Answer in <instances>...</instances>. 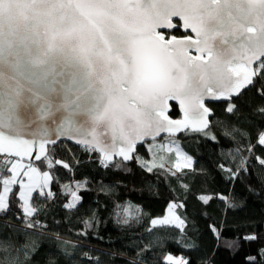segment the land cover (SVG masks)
Instances as JSON below:
<instances>
[{
    "label": "snow or ice",
    "instance_id": "obj_1",
    "mask_svg": "<svg viewBox=\"0 0 264 264\" xmlns=\"http://www.w3.org/2000/svg\"><path fill=\"white\" fill-rule=\"evenodd\" d=\"M252 89L264 98V0H0V213L7 214L15 204L27 218L26 229L43 234L47 226L33 219L38 214L34 194L36 200L52 198L57 166L71 172L56 152L65 139L99 153L104 168L126 171L127 162H133L154 173L165 168L166 157L159 154L174 153L166 170L179 180L177 173L197 170L177 134L200 133L216 140L209 104L220 102L225 113L239 117L238 101ZM176 106L180 119L170 115ZM255 111L264 116V106ZM236 131L224 135L235 138ZM146 143L150 159L139 155ZM257 143L264 145V130ZM253 147L249 144L248 150ZM235 152V169L219 165L230 179L248 171V158L240 149ZM256 159L264 166V158ZM86 184L63 185L71 197L66 209H77ZM211 198L199 197L205 204ZM181 207L170 202L168 214L152 218L146 231L165 226L183 231L185 220L176 212ZM124 213L131 216L128 208ZM84 224L92 227L87 220ZM210 228L218 244L238 247V240ZM53 235L65 255H71L75 242ZM258 238L255 233L243 237ZM38 247L36 241L16 247L10 239H0V264H25ZM245 259L264 264V247ZM160 264L189 260L165 253Z\"/></svg>",
    "mask_w": 264,
    "mask_h": 264
},
{
    "label": "trees",
    "instance_id": "obj_2",
    "mask_svg": "<svg viewBox=\"0 0 264 264\" xmlns=\"http://www.w3.org/2000/svg\"><path fill=\"white\" fill-rule=\"evenodd\" d=\"M238 103L242 108L239 117L225 113L222 103L209 105L214 112L210 132L216 140L195 133L175 138L193 157L197 170L185 169L186 176L177 173L179 180L166 170L175 160L173 154L160 153L166 157L165 168L149 173L133 162L127 163L130 171L111 166L104 168L95 152L70 144L60 145L56 149L57 157L69 163L71 172L57 166L59 182L52 185L55 195L38 200L34 195L33 206L38 208V214L33 219L47 226L43 234L26 229L27 218L14 204L10 212L0 217V239H10L16 247L36 241L37 252L25 264H49V261L55 264H140L141 260L144 264H160L165 253L184 256L189 264H248L246 256L256 255L258 249L264 247V166L256 159L257 156L264 158V145L257 143L258 133L264 130V116L255 111L257 106H264V98L252 89ZM171 116L180 118L177 107ZM233 128L238 129L233 133L235 138L224 135L225 130ZM249 144L254 146L251 152ZM236 149L248 158V171L230 179V174L219 165L235 169L239 164V157L233 159ZM139 155L151 158L145 146L139 149ZM85 180L81 203L77 209H66L64 204L71 197L65 193L63 185L71 182L74 187L76 181ZM184 184L189 188L184 189ZM219 194L229 199L222 200ZM201 195L212 198L205 204L199 199ZM174 201L184 205L176 209L185 220L184 230L165 226L152 229L151 234L147 232L150 220L165 216L169 203ZM117 204L119 208L115 207ZM125 208L131 216L125 215ZM125 219L129 221L127 224L123 223ZM86 220L92 227H85ZM210 225L223 237L238 240V247L228 249L218 244ZM82 231L85 234L78 235ZM55 233L75 242V249L69 248L71 255L61 250ZM253 233L259 237L256 241L243 239ZM145 245L151 247L140 252ZM85 252L93 259L85 257ZM20 259L25 260L22 253Z\"/></svg>",
    "mask_w": 264,
    "mask_h": 264
},
{
    "label": "water",
    "instance_id": "obj_3",
    "mask_svg": "<svg viewBox=\"0 0 264 264\" xmlns=\"http://www.w3.org/2000/svg\"><path fill=\"white\" fill-rule=\"evenodd\" d=\"M211 104H221L220 102H212V103H210L209 105H211ZM177 108H178V110H179V113H180V118H182V112L180 111V109H179V107L178 106H176ZM173 111V110H172ZM172 111L170 112V115L172 114ZM214 113V112H213ZM213 117H214V114L212 115V116H210L209 117V119L210 120H212L213 119ZM173 118V117H172ZM180 118H173V119H180ZM210 127H211V125H210ZM183 134H185V133H179V134H177V136L175 137V138H179L181 135H183ZM195 134H200V133H195ZM161 137H163V138H167V134H161ZM161 137H158L157 138V141L158 140H161ZM63 144H70V145H72V146H74V147H77V148H84L82 145H78V144H76L75 143V141L74 140H72V141H70V140H67V139H65L64 140V142H63ZM147 144V143H146ZM145 144V145H146ZM85 149V148H84ZM96 154H98L99 155V153H97V152H95ZM117 159H119V158H117ZM127 163H130V162H127Z\"/></svg>",
    "mask_w": 264,
    "mask_h": 264
},
{
    "label": "rangeland",
    "instance_id": "obj_4",
    "mask_svg": "<svg viewBox=\"0 0 264 264\" xmlns=\"http://www.w3.org/2000/svg\"><path fill=\"white\" fill-rule=\"evenodd\" d=\"M167 140H168V138H163V142H165V143H167ZM161 140H158L157 142L159 143ZM145 147L148 149V145L146 144L145 145ZM168 154H173L174 155V153H168ZM150 156H151V153H150ZM175 156V155H174ZM165 162V161H164ZM35 195V194H34ZM168 213H166V215H167Z\"/></svg>",
    "mask_w": 264,
    "mask_h": 264
},
{
    "label": "built area",
    "instance_id": "obj_5",
    "mask_svg": "<svg viewBox=\"0 0 264 264\" xmlns=\"http://www.w3.org/2000/svg\"><path fill=\"white\" fill-rule=\"evenodd\" d=\"M1 215H3L2 213H0V217H1Z\"/></svg>",
    "mask_w": 264,
    "mask_h": 264
}]
</instances>
